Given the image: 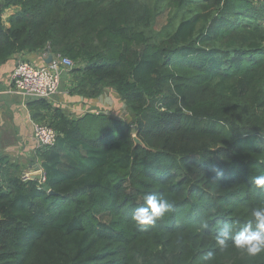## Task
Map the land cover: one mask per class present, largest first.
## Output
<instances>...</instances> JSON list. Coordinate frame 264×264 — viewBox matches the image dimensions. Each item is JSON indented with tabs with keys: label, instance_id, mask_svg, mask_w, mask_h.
I'll return each mask as SVG.
<instances>
[{
	"label": "trees",
	"instance_id": "1",
	"mask_svg": "<svg viewBox=\"0 0 264 264\" xmlns=\"http://www.w3.org/2000/svg\"><path fill=\"white\" fill-rule=\"evenodd\" d=\"M47 47L70 95L112 88L131 120L29 100L57 140L41 184L0 154V264H264L215 243L264 206V0H0V65ZM148 193L174 210L141 226Z\"/></svg>",
	"mask_w": 264,
	"mask_h": 264
},
{
	"label": "crops",
	"instance_id": "2",
	"mask_svg": "<svg viewBox=\"0 0 264 264\" xmlns=\"http://www.w3.org/2000/svg\"><path fill=\"white\" fill-rule=\"evenodd\" d=\"M11 12L13 10L7 11L4 15L6 21ZM46 56L45 52L18 53L0 65V154L9 156V159L19 163L24 170L34 165V162L30 165V162L35 157L37 149L33 136V119L28 107L29 100L34 99H24L22 95L10 92L11 78L20 60L28 59L36 64H43L46 63ZM69 86L68 76L64 89L58 91L57 95L52 96L48 101L64 108L71 116L95 112L94 100L84 96L70 95ZM99 97L103 99V96Z\"/></svg>",
	"mask_w": 264,
	"mask_h": 264
},
{
	"label": "built area",
	"instance_id": "3",
	"mask_svg": "<svg viewBox=\"0 0 264 264\" xmlns=\"http://www.w3.org/2000/svg\"><path fill=\"white\" fill-rule=\"evenodd\" d=\"M74 66V61L67 56H53L50 63L37 65L26 59L18 62L12 74V85L10 92L20 94L24 99L43 98L50 99L53 94L58 92L61 83V72H67ZM26 101V100H24ZM96 112V111H95ZM33 136L37 144V149L44 146H51L56 143V131L40 122L33 120ZM41 178H36L34 165L28 171L24 170L22 179L24 181L38 180L43 183L46 179L44 169L40 162Z\"/></svg>",
	"mask_w": 264,
	"mask_h": 264
},
{
	"label": "clouds",
	"instance_id": "4",
	"mask_svg": "<svg viewBox=\"0 0 264 264\" xmlns=\"http://www.w3.org/2000/svg\"><path fill=\"white\" fill-rule=\"evenodd\" d=\"M217 175L222 173L214 169ZM252 183L264 193V175L257 176ZM174 210V204L168 199L158 196L155 193H148L144 196V203L137 207L133 213L132 219L138 225H153L156 221ZM252 219L247 221L235 232L231 223H223L216 235L215 243L220 251H224L231 241L235 248L244 252L249 257L258 256L264 252V206L253 208L251 211ZM201 227L206 229L207 222H202ZM213 253L208 252L204 255L203 261L212 258Z\"/></svg>",
	"mask_w": 264,
	"mask_h": 264
},
{
	"label": "rangeland",
	"instance_id": "5",
	"mask_svg": "<svg viewBox=\"0 0 264 264\" xmlns=\"http://www.w3.org/2000/svg\"><path fill=\"white\" fill-rule=\"evenodd\" d=\"M166 21H161L159 23L158 27L161 25H164ZM61 77V83L59 86L58 91L61 89H64L67 78H68V73L67 72H61L60 74ZM58 93V92H57ZM57 93L53 94V97L57 95ZM103 96V99H99L100 97H95V98H90L93 99L96 106L93 108L95 113H101L105 112L108 113L114 117H117L122 120H131V110L124 104V102L121 100L119 95L115 92L114 89L108 88L102 93L101 97ZM34 163H37V160L34 158L32 159V162H30V165ZM30 167L27 168V171Z\"/></svg>",
	"mask_w": 264,
	"mask_h": 264
},
{
	"label": "water",
	"instance_id": "6",
	"mask_svg": "<svg viewBox=\"0 0 264 264\" xmlns=\"http://www.w3.org/2000/svg\"><path fill=\"white\" fill-rule=\"evenodd\" d=\"M45 53H47V56L45 58V62L46 63H50L52 61L54 55L49 52V48L48 47L45 48ZM133 138H134V141H135V143L137 145H144L143 141L138 137L137 134H134ZM34 168H35V170H37L36 173H35V177L38 178V179L41 178L40 164L34 163ZM50 193H55V192L53 190H50Z\"/></svg>",
	"mask_w": 264,
	"mask_h": 264
}]
</instances>
